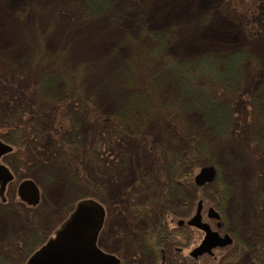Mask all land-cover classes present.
Segmentation results:
<instances>
[{
	"label": "rangeland",
	"instance_id": "obj_1",
	"mask_svg": "<svg viewBox=\"0 0 264 264\" xmlns=\"http://www.w3.org/2000/svg\"><path fill=\"white\" fill-rule=\"evenodd\" d=\"M96 1L0 0V95L11 90L7 79L12 80L13 87H22L58 72L56 89L45 90L46 97L39 95L46 112L40 116L41 132L51 129L56 104L82 96L85 105L94 102L99 115L119 117L136 134V138L120 137L99 169L85 167L87 177L95 184L90 186L101 188L96 190L70 181L68 171L59 163L65 154L55 149L48 154L52 142L45 144V152L37 154L46 163L29 165L22 173L24 179H34L41 188L43 207L58 214L49 230L60 225L78 200L97 197L101 192L113 216L112 207L121 208V198L135 194L132 188L136 182L139 185L140 180L154 178L155 157L142 137L150 139L156 150L159 145L186 149L195 138L180 142L178 131L183 130L206 140L211 157L205 166H214L216 179L221 177L229 187L230 197L220 222H226L238 239L253 244L264 230V158L259 155L260 148L264 149V0H234L238 7L245 2L256 6L251 17L257 27L254 35L242 25L246 16L235 13L230 0H110L108 10L93 15ZM243 51L261 64L257 74L246 71V83L237 88L238 93L245 89L256 97L255 109L251 114L246 101L236 98L233 103L230 98H222L220 102L228 107L232 127L238 133L225 142L218 141L205 115L186 107L189 98L185 86L167 63L186 67L191 85L210 88L215 85V76L196 73L197 63L205 57ZM4 107L1 104L0 110ZM65 112L72 114L71 108ZM71 117L80 136L67 135L65 140L92 142V131L83 116ZM162 117L171 121L164 123ZM98 142L101 138H94V144ZM207 190L213 191L212 186ZM205 193L194 190L185 196L188 202L196 204L200 199L211 205L212 199ZM177 203L174 200L171 206L176 208ZM14 216L0 213V253L26 236L24 220ZM112 218L118 222L119 215ZM203 222L214 221L205 213ZM141 261L148 264L147 259ZM248 261L245 257L242 263Z\"/></svg>",
	"mask_w": 264,
	"mask_h": 264
},
{
	"label": "trees",
	"instance_id": "obj_2",
	"mask_svg": "<svg viewBox=\"0 0 264 264\" xmlns=\"http://www.w3.org/2000/svg\"><path fill=\"white\" fill-rule=\"evenodd\" d=\"M230 3L235 13H241L246 16V19H243L244 24L242 25L251 31L250 35H254L257 30L255 22L251 21V17H254L252 15L254 8L256 7L254 3L251 6L250 3L248 5L245 2V6L243 7L235 5L234 0H230ZM110 7V0H97L92 7V9L94 8L93 15H101ZM205 58L197 63L195 72L215 76L214 80L212 79L215 81V85L210 88H203L198 84L191 85V81L188 80L189 75L186 67H179L172 61L169 64L167 63V65H169L168 69L178 72V77L185 86L186 95L189 98L186 107L200 110L211 126L213 130L211 132L216 140L225 142L230 138L236 137L238 132L232 127L233 116L229 112L228 107L221 104L220 101L225 97L230 98L233 103L234 101L236 102V98L246 101L252 114L255 109L254 101L256 97L249 94L245 89H242L238 93L239 90L237 91V88L239 84L246 83L247 79L245 81L244 78L246 71L248 74H255V72L257 74L261 68V64L256 57L246 51L224 57L213 55ZM39 72H42V69ZM39 74L38 76L41 75ZM190 75L197 76L195 74ZM58 81V72L41 82L40 80H34L28 86L24 85L22 87L21 85L13 87L12 80L7 79V82H9L8 86H11L8 90H11L9 93L0 95V105H5L0 110V131H2L0 137L11 147L13 158L21 161L23 170L29 167V165L37 166L41 162L46 163V160L44 161V159L40 158L37 153L45 152L43 150L45 146L47 147L45 144L52 142L46 152L50 153L51 149H55L65 154L66 157L63 160L59 159V163L63 168L65 167L64 170L68 171L66 173L69 174L70 181L75 185L89 187V189H101L97 186L96 188L90 186L95 184L87 177L85 167L93 166V168L97 167L99 169L102 161L105 160V155L114 150L113 147L120 137L127 135L135 137L136 134H132L131 130H129L130 125L120 122L119 117L106 118L99 115L94 110V102H88L87 106L82 96L72 97L62 103L56 104L57 112L55 116L53 115L51 129L47 132H41L40 123L42 122V118L40 116L46 112L42 108V103L39 102V95L46 97L45 90L51 89L54 91L58 85ZM42 83H45V86H42ZM13 93L15 94L13 95ZM236 93H238L236 97H229ZM18 95H21L22 98ZM69 108H71L72 114L65 112ZM71 115L74 118L76 115L83 116L84 124L88 127V130L92 131L90 134L92 142H71L65 140L67 135L80 136V129L74 128ZM169 118L162 117V122L167 123V121H171ZM179 128L182 129L181 127ZM177 129L178 127H176ZM178 132L180 142L184 141L186 143L187 140L195 138L193 142L188 144V148L183 149L182 147L178 150H173L165 145H159V150H156L152 147L150 139L142 137V142L147 145L146 148L155 157V172L153 180H150V177H147L146 180H140L139 185L137 182L135 183V188L150 189V195L152 193L150 205L156 213L162 212L163 209H172L171 203L174 200H182L184 206H186V203L190 202L187 201V196L185 195H188L190 191L196 189L203 193L206 191V197L212 199L210 206L219 212L223 218L225 207L230 197L227 183L221 177H218L211 184L213 188L211 192L207 190L209 186L197 188L194 184L196 170H200L202 165L205 166L210 163L209 158L211 157V153L206 140H201L200 137L196 136L191 137L186 132L184 133L183 130ZM99 137L101 138V143L94 144V138ZM259 153L260 158L262 156L264 158V149L260 148ZM203 196L205 197V195ZM258 244L260 245V243ZM11 245L13 252H7L6 255L0 254V264H25L27 261L25 254L28 253V248L32 244L27 242L22 249L17 247L18 243L16 242H12ZM21 254L22 259L20 261Z\"/></svg>",
	"mask_w": 264,
	"mask_h": 264
},
{
	"label": "flooded vegetation",
	"instance_id": "obj_3",
	"mask_svg": "<svg viewBox=\"0 0 264 264\" xmlns=\"http://www.w3.org/2000/svg\"><path fill=\"white\" fill-rule=\"evenodd\" d=\"M0 142L9 146L1 138ZM22 171L21 161L11 155V147L6 153L0 154V213L7 216L15 215L19 221L24 220L26 236L24 239L17 238L19 240L16 243L19 249L27 242L32 244L26 254L27 264L49 243L56 241L58 231L69 219L75 207L68 211L66 218L57 228L55 227L56 229L49 230L58 214L43 207L41 188L34 179H24ZM27 180L37 185L39 200L36 204L29 202L31 196L28 193H19L20 185ZM132 189L135 194L127 197L124 195L121 198V208L117 205L112 207L113 216L110 214L109 202L103 192L98 197L78 201L90 199L103 208V222L95 233L96 246L104 255L117 259L116 264H143L141 260L146 259L148 264H243L245 257H249L247 264H264V230L261 237L249 245L238 239L236 234L227 228L226 222L220 220L203 222L205 213L208 218V209L213 207L200 199L196 204L190 202L186 203V206L180 200L176 208L163 209L162 212L156 213L150 205L149 188L137 189L134 186ZM200 205L202 222H192ZM116 214L119 215V220L113 222L112 217ZM60 216L61 214L58 217ZM119 221L124 222L122 224ZM226 237L231 241L225 240ZM211 242L214 244L212 247ZM11 246L9 244L0 254L13 252Z\"/></svg>",
	"mask_w": 264,
	"mask_h": 264
},
{
	"label": "water",
	"instance_id": "obj_4",
	"mask_svg": "<svg viewBox=\"0 0 264 264\" xmlns=\"http://www.w3.org/2000/svg\"><path fill=\"white\" fill-rule=\"evenodd\" d=\"M0 154L10 150V147L0 142ZM217 177L214 166L202 167L194 177V184L202 188L213 184ZM19 193H28L29 201L36 204L39 200L37 185L24 181ZM201 205L192 222L201 221ZM104 211L101 205L93 200H82L77 203L69 219L57 233L56 241L49 243L46 248L32 257L27 264H116L117 259L104 255L96 246V231L103 222ZM208 218L219 221L220 215L214 208L208 209ZM228 242L231 240L226 237ZM214 244L211 242L210 247Z\"/></svg>",
	"mask_w": 264,
	"mask_h": 264
}]
</instances>
